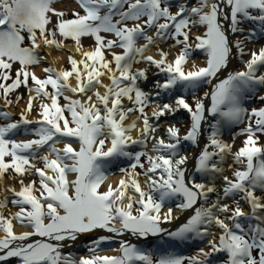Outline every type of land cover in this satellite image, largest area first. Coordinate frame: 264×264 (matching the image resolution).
Listing matches in <instances>:
<instances>
[{"label":"snow or ice","instance_id":"1","mask_svg":"<svg viewBox=\"0 0 264 264\" xmlns=\"http://www.w3.org/2000/svg\"><path fill=\"white\" fill-rule=\"evenodd\" d=\"M60 2L0 0V99L7 108L23 100L20 89L28 94L18 119L0 110V264H213L218 254L220 264H264V44L248 48L264 39V0H73L69 10ZM169 40L174 56L160 46ZM68 41V66L49 63L44 49L68 51ZM195 50L206 59L189 68ZM234 57L244 70L221 79ZM202 83L211 90L191 102H155ZM254 95L260 106L246 107ZM182 110L183 134L168 124L156 135L162 118ZM186 142L199 152H183ZM122 157L133 162L106 183ZM173 201L192 214L170 230L180 218L165 210ZM161 235L207 247L157 257L124 238ZM116 238L115 254H101ZM78 245L86 255L65 251Z\"/></svg>","mask_w":264,"mask_h":264},{"label":"bare ground","instance_id":"2","mask_svg":"<svg viewBox=\"0 0 264 264\" xmlns=\"http://www.w3.org/2000/svg\"><path fill=\"white\" fill-rule=\"evenodd\" d=\"M71 1H73V0H62L56 6L58 8H63V9L65 7H68V6H69V8H72L73 6L76 7L74 2L72 3ZM245 27L247 28L248 26H245ZM233 39H235V37H233ZM257 40H260V38L257 37L256 41ZM140 43H143V41L141 40ZM88 46L89 45H85L86 48ZM160 46L163 47L166 51H170L171 55H173V56L177 52V50H174L173 47H171V44H166V45H162L161 44ZM259 46H261L259 44V42L258 43L254 42V43H249L248 44V48H250V49L258 48ZM66 47H67L68 51L56 50L55 48L44 49L45 52H48V53L51 54L48 57L49 63L52 61L53 58H60L59 62L55 66L56 67H61V66L66 67L67 57H68V55L70 54V52L72 50V42L71 41L66 42ZM156 53H157L156 48H152L146 54H148V55H156ZM170 58H171V56H170ZM248 58L249 57L246 55V56L243 57V60H247ZM205 59H204V61H205ZM193 62H195L197 65H200V66H203V64H204V62L198 60L196 57H191L187 67L190 68ZM44 66L45 65H42L41 67H44ZM41 67L35 68V71H36L37 75H39V76H42V74H43V72L41 71ZM142 67H144L143 64H142ZM238 70H244V64H243L242 60L239 57H234L231 60L228 69L224 73L221 74L220 78L221 79L225 78L228 72H235V71H238ZM153 71H156L155 68H152L150 70V72H151V74H149L150 77L153 76V74H154ZM259 71L260 72H264V68L262 70L259 69ZM205 84L207 85V88L204 90V92L210 91L212 85L208 84V83H205ZM151 88H152V84L147 86L146 89L150 90ZM259 94L260 95H264V89H261ZM201 96H203V94ZM253 99L257 100V104H251V105H255V106H251V105H245V106L249 107V108L260 106V101L258 99V96L254 95ZM27 100H28V95H27V97L24 100L20 101L19 103H16V104H18V110L17 111L16 110L13 111L11 109L10 110H4V111L10 112L12 115L14 113L19 114L20 110L26 105ZM160 101L161 100L159 99L158 101H155V102L163 103V102H160ZM206 103H207V101H206ZM2 105H4V103ZM150 110L151 109H149V111ZM34 116H36V115H33L32 117H34ZM18 118L19 117H17V118L15 117L14 120H16ZM134 118H135V114H133V116L130 117V120L134 119ZM153 122L155 123V121H153ZM159 124H160V129L156 133V135L164 136L165 135V132H164L165 127L168 124H176V123L175 122L168 123L164 118H162L159 121ZM176 125H178V124H176ZM185 127L187 128V126H185ZM240 127H242V125ZM186 128H185V130H186ZM236 130H238V128H235L233 131H236ZM133 135H136V133H133ZM230 137H231V133H229V132L225 133V139H230ZM15 138L16 139H20L22 137L20 135H17ZM239 144H240V140L238 139L237 140V147L239 146ZM138 146L139 145L130 146L129 150L135 152V151H137ZM202 146L203 145L201 143V147ZM150 149H151V147H149L147 150H150ZM195 150L196 151H191V152H188V153L189 154L198 153L200 149L199 148H195ZM119 159H121V161L114 162L108 168V173H107L108 174V179H107L106 183L115 184L116 182H118V180L123 175V173L120 171V169L121 168H128L129 165L133 162V161L129 160L128 158H119ZM188 169H189L190 173L193 171V161H191V160L189 161ZM198 179H199V177H198ZM141 180L143 181V177H141ZM7 183L11 184L12 181H7ZM17 187H18V185H17ZM211 197L213 199L214 195L211 196ZM172 203L173 202L167 203L165 205V210L167 209V207H173ZM11 210L15 211V208H12ZM245 210L247 211V208H245ZM174 211H176V214L179 215L180 218L178 220L173 221L172 224H165L164 225V227L169 228L170 230H174L175 227H178L180 224L186 222V219L192 214V210H188V211L183 212V213H180L176 209H174ZM16 230L17 231H23V230H28V229H22V228H20L18 226ZM213 231H215V229H213ZM124 238L125 239H129L132 243H137L138 247H141L142 249H144L146 251H149L151 253H153L155 248H157V252H158L159 255H166L171 250L178 251V249H180V251H182L184 249H189L192 246L193 247L192 248V256H193V255H195L197 253V251L199 250V248L201 246H203L204 244L207 243V239H201V238H196V237H194V238H192V239H190V240H188L186 242H174V241L170 240L167 236H164V235H161V236H158V237L149 238L147 241L142 240V239H138L136 237H130V236H125ZM210 238L211 237H208V239H210ZM118 240H119V238H116L110 244L105 245L104 246V252H102L101 254H109V255L115 254L114 252L111 251V249L119 247ZM195 242H196V244H195ZM65 251L66 252L67 251H71V252H73L74 255H86L87 254L86 251H85L84 245H78V246H75L74 248H71V249H65Z\"/></svg>","mask_w":264,"mask_h":264},{"label":"rangeland","instance_id":"3","mask_svg":"<svg viewBox=\"0 0 264 264\" xmlns=\"http://www.w3.org/2000/svg\"><path fill=\"white\" fill-rule=\"evenodd\" d=\"M62 1V0H61ZM72 3H73V1H71ZM70 2V3H71ZM76 6V5H75ZM72 8H74V6L72 7ZM65 10H69V9H71V8H69V6L68 7H65L64 8ZM245 26H248V25H245ZM246 28V27H245ZM247 29V28H246ZM259 42V44L260 45H262V44H264V39H260V40H257L256 41V43H258ZM91 43V41L90 40H85L84 41V45H89ZM166 44H173V41H171V40H169V41H167L166 43H163L162 45H166ZM173 49L174 50H178V46L177 47H173ZM192 57H196L198 60H200V61H202V62H204V59L206 58V56H205V54L203 53V51L202 50H195V52H194V55L192 56ZM45 66H47V64H45ZM68 65L66 64V67H67ZM137 67H142V64H140V65H136ZM263 68H261L260 70H262ZM238 71H241V70H238ZM153 73H155V71H153ZM150 74H151V72H150ZM44 75V73L42 74V76ZM153 78V76L152 77H150V81H151V79ZM155 78H157V79H163V76L161 75V76H158V77H155ZM149 85H151V82H148L146 85H145V90L147 91V86H149ZM207 88V85L205 84V83H202L197 89H195V90H191V89H189V90H187V91H185V90H183V89H181V90H179V91H176L175 92V94L174 95H164V94H162V97L160 98V102H171L172 100H174L175 99V95H180V94H183V95H185L187 98H188V100H189V102H191V100H192V98H193V96H200V97H202L201 95L204 93V90ZM20 92L21 93H24V96H23V100L27 97V92H26V90L25 89H20ZM17 94H19V93H17ZM253 97L254 96H251V97H249L246 101H245V105H251V104H257V100L255 99H253ZM12 99H13V101H14V103L12 104V105H9L7 108H5V104L4 105H2L3 103H4V101H3V99H0V110H18V104H16L15 103V96H13L12 97ZM251 100V101H250ZM22 101V100H21ZM251 106H255V105H251ZM36 112H33L31 115L33 116V115H36L35 114ZM17 118V117H19V114H16V113H14L13 115H11V119L12 120H14V118ZM35 117V116H34ZM164 119L168 122V123H170V122H175L176 124H178L177 126L178 127H180L181 128V133L183 134L184 133V130H185V126H187L188 125V123H189V115H188V113L187 112H185V111H180V112H178L174 117H164ZM0 122H4L3 120H0ZM185 127V128H184ZM235 128H233V130H234ZM186 131V130H185ZM226 133H228V132H226ZM208 134V132L207 131H205V136ZM23 139H25V138H31L30 136H24V135H20ZM22 138H20V139H22ZM202 145H203V142H202ZM149 147H151V142L148 144V146H147V149L149 148ZM143 145H139L138 146V148H137V151H142V150H147ZM183 152H186V153H188V152H191V151H196L195 150V147H193L190 143H185L184 145H183ZM123 158V157H122ZM118 161H121V159H119ZM197 179H198V177H197ZM211 199H212V197H211ZM213 199H215V196L213 197ZM177 201H173V207H174V209H175V203H176ZM206 248L207 247V243L206 244H204L203 246H201L200 248ZM157 257H159L160 255L158 254V255H156ZM190 256H192V250H190V252L189 253H187L186 254V256L185 257H190ZM224 259V256L222 255V254H218L217 256H215L214 258H213V264H220V261H222Z\"/></svg>","mask_w":264,"mask_h":264},{"label":"water","instance_id":"4","mask_svg":"<svg viewBox=\"0 0 264 264\" xmlns=\"http://www.w3.org/2000/svg\"><path fill=\"white\" fill-rule=\"evenodd\" d=\"M195 244H196V242H195ZM194 244V245H195ZM192 246L189 248V249H184V250H182V251H180V249H178V251H175V252H177L178 253V255H182V256H184V255H186L187 253H189L190 252V250H192ZM174 251V250H173ZM154 255H158V252H157V248H155V250H154Z\"/></svg>","mask_w":264,"mask_h":264}]
</instances>
